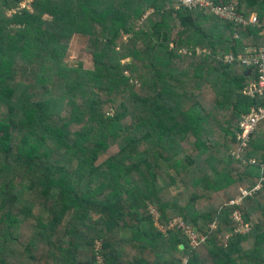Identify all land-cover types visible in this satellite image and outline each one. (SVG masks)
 Listing matches in <instances>:
<instances>
[{"label":"trees","instance_id":"16d2710c","mask_svg":"<svg viewBox=\"0 0 264 264\" xmlns=\"http://www.w3.org/2000/svg\"><path fill=\"white\" fill-rule=\"evenodd\" d=\"M214 1L261 26L179 0H0V264H264V123L239 140L264 98L237 57L264 45V0ZM76 35L93 69L64 61Z\"/></svg>","mask_w":264,"mask_h":264},{"label":"built area","instance_id":"2783aa9c","mask_svg":"<svg viewBox=\"0 0 264 264\" xmlns=\"http://www.w3.org/2000/svg\"><path fill=\"white\" fill-rule=\"evenodd\" d=\"M178 6H184L190 10H210L218 18L224 21H232L236 24H252L258 27L261 26V22L257 14H252L251 16L246 17L237 11L236 5L233 3L217 4L214 0H179ZM236 37H238L237 33ZM235 57L236 56L229 54L225 57V62L232 63ZM237 57L248 68L254 67L257 71V76L248 82V86L246 87L244 94L251 98H264V45L259 48L247 49V51L244 53L238 54ZM261 123H264V105L252 108V110L246 114L241 121L239 140L241 141L242 146L247 145L251 135L254 134ZM240 151H242V149H240ZM237 158H240V155H237ZM259 187L260 186L257 188ZM257 188L252 191L243 190L242 196L237 201H232L231 205L240 204L244 197L252 195ZM234 216L236 220L241 221L242 223L239 212H237ZM170 228H179L181 230H185L186 235L189 237L192 248L198 247L208 239L207 236L200 235L191 227L186 226V224L181 219H175L172 222Z\"/></svg>","mask_w":264,"mask_h":264},{"label":"rangeland","instance_id":"374dc122","mask_svg":"<svg viewBox=\"0 0 264 264\" xmlns=\"http://www.w3.org/2000/svg\"><path fill=\"white\" fill-rule=\"evenodd\" d=\"M30 1H26L22 6L28 7ZM176 7H179L176 5ZM89 40L85 36L76 35L70 44L69 51L65 62L71 66H82L86 69H93V59L89 52ZM256 216L253 218V223L256 221ZM245 230V229H244ZM100 260V258H99Z\"/></svg>","mask_w":264,"mask_h":264},{"label":"crops","instance_id":"0c3cea01","mask_svg":"<svg viewBox=\"0 0 264 264\" xmlns=\"http://www.w3.org/2000/svg\"><path fill=\"white\" fill-rule=\"evenodd\" d=\"M210 11V10H209ZM211 12V11H210ZM214 14V13H213ZM253 14H256V13H253ZM217 17V16H216ZM220 19V18H219ZM222 20V19H221ZM251 47L249 48H246L245 51H247V49H250ZM252 49V48H251Z\"/></svg>","mask_w":264,"mask_h":264},{"label":"clouds","instance_id":"9594fccd","mask_svg":"<svg viewBox=\"0 0 264 264\" xmlns=\"http://www.w3.org/2000/svg\"><path fill=\"white\" fill-rule=\"evenodd\" d=\"M178 5H179V4H178ZM178 5H177V6H178ZM180 7H184V6H179V7H176V8H180ZM185 8H186V7H185Z\"/></svg>","mask_w":264,"mask_h":264},{"label":"water","instance_id":"95a60500","mask_svg":"<svg viewBox=\"0 0 264 264\" xmlns=\"http://www.w3.org/2000/svg\"><path fill=\"white\" fill-rule=\"evenodd\" d=\"M181 249H184V246H181Z\"/></svg>","mask_w":264,"mask_h":264}]
</instances>
